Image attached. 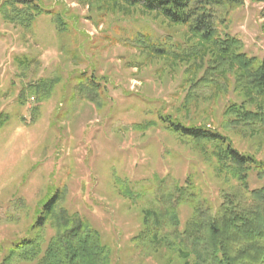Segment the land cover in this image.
Masks as SVG:
<instances>
[{"label":"rangeland","instance_id":"rangeland-1","mask_svg":"<svg viewBox=\"0 0 264 264\" xmlns=\"http://www.w3.org/2000/svg\"><path fill=\"white\" fill-rule=\"evenodd\" d=\"M242 1L218 31L261 58L263 4ZM38 2L50 13L28 29L0 19V260L14 240L29 234L44 247L63 222L82 220L110 264H195L179 251L190 250L180 233L193 205L177 204L173 225L169 195L190 178L197 198L215 205L238 181L217 170L209 146L166 127L209 129L264 161V131L223 116L229 101L253 109L264 100L241 89L228 64L215 83L201 82L216 54L159 13L120 0ZM248 184L262 181L251 171Z\"/></svg>","mask_w":264,"mask_h":264},{"label":"trees","instance_id":"trees-1","mask_svg":"<svg viewBox=\"0 0 264 264\" xmlns=\"http://www.w3.org/2000/svg\"><path fill=\"white\" fill-rule=\"evenodd\" d=\"M38 1L0 0V19L6 24L28 29L38 16L50 13ZM120 1L159 13L170 23L186 25L191 38L211 48L217 59L210 60L200 79L205 85L215 83L213 77L228 64L231 69L235 68L241 89L256 99L264 100V53L261 58L248 56L239 39L220 34L217 27L223 24L231 10L242 4V0ZM253 1L263 4L260 15L264 18V0ZM53 20L58 31H65L66 23L58 13ZM135 41L136 45L144 46L142 39ZM152 48L157 53L163 50L162 46ZM246 106L245 102L229 101L223 113L228 124L234 128L264 131V103L253 109ZM162 120L165 122V119ZM166 128L181 138L209 146L206 153L215 159L217 170L238 181V189L222 190L215 205L197 198L190 178L184 180L186 186L175 187L178 195L173 199L169 195L173 225L178 223L174 212L177 204L187 202L193 205L192 217L186 223L184 232L180 233L190 240V250L179 247V251L183 250L185 255L193 254L195 264H264V161L237 151L225 135L209 129L183 128L178 122ZM251 171L262 181L261 186L253 189L248 184ZM186 189L191 193H187ZM158 200L162 201L161 198ZM68 223L63 222L62 230L44 247L39 237L29 234L10 242L0 264H110L107 247L91 225L82 220L70 226Z\"/></svg>","mask_w":264,"mask_h":264}]
</instances>
